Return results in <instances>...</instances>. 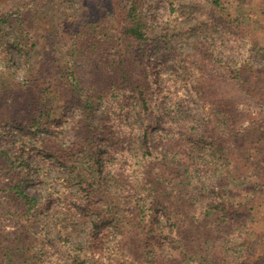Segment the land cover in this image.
<instances>
[{"label":"trees","instance_id":"trees-1","mask_svg":"<svg viewBox=\"0 0 264 264\" xmlns=\"http://www.w3.org/2000/svg\"><path fill=\"white\" fill-rule=\"evenodd\" d=\"M57 1L61 2L26 0L0 11V25L13 29L15 58L23 69H31L30 53L35 39L30 32L44 19L37 17V13L47 5H57ZM211 3L218 7L220 0H211ZM149 5V0H117L110 2L109 8L102 6L92 17L85 16L86 26L77 34L81 41L72 43L66 51L67 58L57 61L46 58L23 82L11 81L0 86V99L4 103L0 104L3 110L0 139L5 141V146H0V213L6 209L13 217L23 218L26 226L22 239L17 237L22 245H15L16 249L6 248L0 233L3 264H22V260L23 264L43 263L39 254L32 251L38 245L45 255L62 257L67 264H84L90 256L88 253L100 255L105 264H183L180 257L187 258L189 253L199 260L203 258L197 250L202 245V234L195 215L189 211L192 208L186 205L183 196L165 195L167 177L176 178L178 186H187L194 184V180L189 181L194 175L189 167L192 163H189L188 148L181 136L174 138V147L185 168L166 154L167 148L172 147V132H166L161 126V109L151 94L155 70L149 60L152 43L146 19ZM197 45L200 50L196 59L187 60L195 75L194 99L203 105L209 104L216 115L226 118L227 134L222 135L213 118L205 114L201 127L185 137H192L196 141L193 145L199 143L206 147L212 160H223L221 165L227 168L224 172L230 176L231 168H236L232 144L238 139L246 144L250 135L262 131L264 134V124L255 130L237 125L240 114L227 83L235 84L245 93L254 90L264 100V71L245 54L233 63L223 61L221 72L214 74L209 67L219 59L207 43ZM78 59L87 67V90L80 80ZM90 90L109 101L114 96L116 108L123 117L103 115V130L100 129ZM131 114L133 122L129 119ZM119 124L123 126L122 131H113ZM155 139L164 142L162 151L161 146L157 151L153 147ZM12 142L23 151L20 168L14 165L16 155L13 158L8 151ZM21 155L22 152L18 156ZM34 159L54 163L76 179L78 196L70 194L67 199L79 216H84L90 207L95 210L89 218L88 246L84 252L82 246L67 242L69 252L64 255L65 242L46 237L37 216L41 203L26 191L30 175L43 173L41 164L33 163ZM107 161H115L118 166L113 175L115 185L127 187L121 193L130 190L131 196L109 193L104 176ZM140 161V171L133 170L132 164L138 165ZM213 189L216 187L207 190L215 195L216 192L211 193ZM55 194L48 203L62 202L61 196ZM164 223L169 230L162 227ZM34 229L38 232L39 244L29 241ZM104 237L111 238L112 246L107 250L98 246ZM224 258L222 251L213 254L216 263L224 262ZM222 264H264V247L256 257L235 262L226 260Z\"/></svg>","mask_w":264,"mask_h":264},{"label":"rangeland","instance_id":"rangeland-1","mask_svg":"<svg viewBox=\"0 0 264 264\" xmlns=\"http://www.w3.org/2000/svg\"><path fill=\"white\" fill-rule=\"evenodd\" d=\"M25 1L0 0V11L4 12L13 4L18 2L23 4ZM115 1L117 0H61L57 1V5L50 4L39 10L37 17L44 19L36 30L30 32L35 39V47L30 53L31 69H23L15 58L13 29L7 25H0V86L11 81L23 82L24 78L31 72L34 73L46 58L54 61L67 58L66 51L72 47V43L81 41L77 34L86 26L83 21L85 16L92 17L93 12L102 6L109 8V3L113 4ZM149 2L151 5L146 9L147 30L152 40L149 60L155 70L151 81V94L153 102L161 109V126L166 132H172L170 145L172 147L164 151L178 161L179 165L183 164L181 168H185L178 149L174 147V138L181 136L188 148L189 163H192L189 167L192 168L194 175L189 179L194 180V184L190 183L187 186H178L176 178L167 177L165 182L168 189L165 195L175 198L183 196L186 205L192 208L189 211L195 215V222L202 234V245L197 250L203 258L199 260L193 253H189L187 258L180 257L181 261L183 264H222L226 260L235 262L244 257H256L261 254L264 247L263 131L250 135L246 144L243 139H238V143L232 144V158L236 168H231L230 176L224 172L227 168L222 167L223 160L214 161L206 147L199 143L193 145L196 141L185 135H193L195 130L201 127L205 114L213 118L217 130L224 136L227 134L226 118L216 115L209 104L203 105L194 99L195 75L189 68L187 60L196 59L200 50L197 43L200 42L201 45L207 43L219 59L213 65L210 64L209 69L214 74L221 72L220 64L223 61L233 63L242 59L245 54L256 67L264 71V0H220L218 7H214L211 0H149ZM166 41L169 45H166ZM78 65L81 66L82 72L80 80L87 90L86 83L89 82L87 67L81 59H78ZM227 88L230 89L239 110L237 124L239 127L248 126L255 130V127L264 124L262 96L254 90L247 93L239 91L233 83L231 85L227 83ZM113 97L109 101L106 97H99L93 93L97 124L102 130L103 115L110 113L112 116L123 117L117 110ZM2 103L3 98L0 99V104ZM2 111L0 108V112ZM133 118L131 114L129 117L131 122ZM122 128V124H119L112 130L118 132L122 131ZM164 130L161 132L165 133ZM152 145L156 151L161 146L162 151L164 142L155 139L152 140ZM0 146H5V141L0 139ZM8 148L13 158L16 155L14 165L20 168L23 151H20V147L14 142ZM21 152L22 155L18 156ZM36 162L41 164L43 173L30 175L26 191L41 203L37 216L44 227L46 237L57 242L64 241L62 245L64 255L69 252L67 242L72 246H82L84 252L88 246L89 218L95 214V210L90 207L84 216H79L67 199L70 194L77 195L76 179L54 163L34 159L33 163ZM115 163L107 161L104 164L106 188L112 195H121V190L128 188L115 185L116 180L114 181L113 177L118 167ZM132 165L133 170L140 171L142 161L138 165ZM214 186L216 189L211 190V193L216 194L212 195L207 189ZM56 192L61 196L62 202L48 203ZM122 196H131V191L123 192ZM23 222V218L13 217L6 213V209L0 213V233L6 248L16 249L15 245H22L17 237L20 236L22 239L26 228ZM162 227L169 230L165 223ZM33 234L30 232L29 241L39 244L40 238L37 237L38 232L35 229ZM98 246L107 250L112 246L111 238L104 237ZM41 248L42 246L38 245L32 250L39 254L43 262L41 264H67L62 257L45 255ZM97 251L104 254L102 250ZM218 251H222L225 256L222 263H216L213 259V254ZM88 255L90 256L84 264H105L103 260L101 261L100 255L93 253ZM3 263L0 256V264Z\"/></svg>","mask_w":264,"mask_h":264}]
</instances>
